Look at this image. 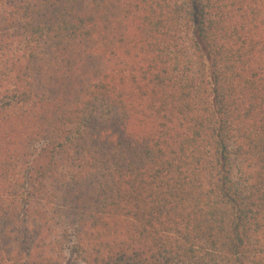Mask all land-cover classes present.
<instances>
[{
	"label": "trees",
	"instance_id": "16d2710c",
	"mask_svg": "<svg viewBox=\"0 0 264 264\" xmlns=\"http://www.w3.org/2000/svg\"><path fill=\"white\" fill-rule=\"evenodd\" d=\"M264 264V0H0V264Z\"/></svg>",
	"mask_w": 264,
	"mask_h": 264
},
{
	"label": "rangeland",
	"instance_id": "374dc122",
	"mask_svg": "<svg viewBox=\"0 0 264 264\" xmlns=\"http://www.w3.org/2000/svg\"><path fill=\"white\" fill-rule=\"evenodd\" d=\"M69 264H83V263H81V262H78V263H72V260H71Z\"/></svg>",
	"mask_w": 264,
	"mask_h": 264
}]
</instances>
